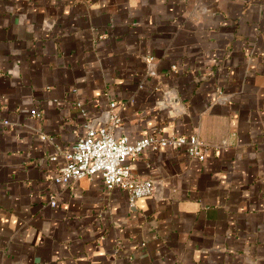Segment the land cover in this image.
Segmentation results:
<instances>
[{
    "label": "crops",
    "instance_id": "crops-1",
    "mask_svg": "<svg viewBox=\"0 0 264 264\" xmlns=\"http://www.w3.org/2000/svg\"><path fill=\"white\" fill-rule=\"evenodd\" d=\"M111 112L117 137L196 134L206 158H128L156 183L134 204L57 184ZM0 264H264V0H0Z\"/></svg>",
    "mask_w": 264,
    "mask_h": 264
},
{
    "label": "built area",
    "instance_id": "built-area-1",
    "mask_svg": "<svg viewBox=\"0 0 264 264\" xmlns=\"http://www.w3.org/2000/svg\"><path fill=\"white\" fill-rule=\"evenodd\" d=\"M153 58L150 56L149 60ZM151 73L155 74L153 70ZM116 107L117 103L112 102L111 108ZM32 113L37 117L42 116L41 111L37 109ZM82 113L84 116L87 114L85 109H82ZM120 122L121 117L116 112H111L106 125L96 127L87 124L86 133L63 152L64 164L59 168L54 181L57 184L68 185L74 180L100 175L108 189L118 187L126 191L130 203L134 204L139 198L154 193L155 180L136 177L127 163L128 158L138 157L150 147L154 150L183 149L200 161L206 158V145L196 134L191 136L166 134L159 128L154 133L131 142L126 135L115 136L114 129ZM43 138L53 141L51 136L44 135ZM51 160L57 161L58 155L52 156ZM50 204L55 206L56 200L52 199Z\"/></svg>",
    "mask_w": 264,
    "mask_h": 264
},
{
    "label": "water",
    "instance_id": "water-1",
    "mask_svg": "<svg viewBox=\"0 0 264 264\" xmlns=\"http://www.w3.org/2000/svg\"><path fill=\"white\" fill-rule=\"evenodd\" d=\"M110 114V113H109ZM109 117H110V115H109ZM109 122V121H108ZM155 188H156V183H155Z\"/></svg>",
    "mask_w": 264,
    "mask_h": 264
}]
</instances>
